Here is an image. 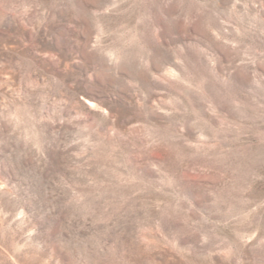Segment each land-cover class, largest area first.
<instances>
[{
    "label": "clouds",
    "instance_id": "obj_1",
    "mask_svg": "<svg viewBox=\"0 0 264 264\" xmlns=\"http://www.w3.org/2000/svg\"><path fill=\"white\" fill-rule=\"evenodd\" d=\"M0 264H264V0H0Z\"/></svg>",
    "mask_w": 264,
    "mask_h": 264
}]
</instances>
